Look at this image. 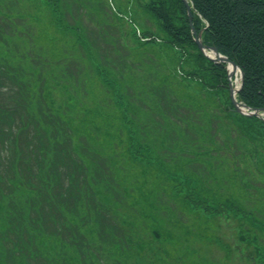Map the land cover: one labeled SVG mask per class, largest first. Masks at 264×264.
<instances>
[{
	"label": "rangeland",
	"instance_id": "obj_1",
	"mask_svg": "<svg viewBox=\"0 0 264 264\" xmlns=\"http://www.w3.org/2000/svg\"><path fill=\"white\" fill-rule=\"evenodd\" d=\"M53 1L46 6L55 9L57 3L63 21L70 25L61 35L78 43L88 40V46L82 48L58 41L67 57L61 59L58 68L63 80L60 91L59 80L50 82L47 89V82L37 75L41 73L37 67L43 63L34 56H45L51 50L48 42L31 45L42 25L22 20V13L25 10L24 13L34 14L33 2L0 0V54L10 61L23 59L37 75L34 93L27 90V83L21 85L18 80L27 70L14 68L0 73V264H31L24 250L29 247L28 238L34 233L55 235L60 229L63 236L79 229L85 240H91L87 251L92 264H119L115 258L122 264H264V226L256 225H264V129L253 119L240 123L235 114L227 116L205 87L195 84V76L185 74L187 78H181L184 70L192 73L197 68L187 55L180 74H169L177 76L163 95L160 88L159 93H149L150 81L155 82L154 68L158 70V65H153L156 50L137 46L134 58L138 66L124 70L122 64L131 60L132 49L126 41H131L125 34L130 29L126 19L135 22L138 36L144 37L145 30L157 33L156 23L135 3L127 11L122 0H73L75 5L70 0ZM36 11L44 13L49 9L42 6ZM107 20L118 21L119 32L125 34L123 45L117 44L116 38L113 43L114 50L120 51L115 54V61L110 55L111 47L103 41ZM83 56L84 65L80 62ZM148 59L153 67L145 72L149 70L145 63ZM48 62L57 71L59 60L50 57ZM3 66L8 63L0 57V72ZM160 67L164 70L163 64ZM105 71L119 80L113 85L117 90L112 96L104 87L106 83L95 76L96 72ZM163 74L168 75L166 71ZM54 77L49 75L48 79ZM239 80L240 75H233L234 87L239 86ZM225 92L220 99L229 107V91ZM217 93L218 87L213 95ZM117 101L126 105L122 110L126 124L122 118L117 119L119 112L113 106ZM24 108L32 112V130L36 138L40 137L38 150L31 156L33 164L26 149L19 148L12 135ZM60 110L65 116L69 113L65 123ZM66 125L71 134L65 131ZM129 133L133 134L131 138ZM146 145L154 150L150 157L141 155ZM154 157L162 159L164 167H182V173L193 175L205 192L215 190L221 199L234 198L252 217L243 220L222 208L217 210L215 219L209 220L201 207L187 206L188 200L174 198L173 192H180L179 185L164 182L157 175V168L154 167L153 175L147 174V168L143 170L146 160ZM25 159L26 163L17 165ZM82 168L88 186L83 185ZM64 180L74 182L64 190L65 197ZM49 184L53 185L49 195L59 204H66L59 209L60 217L50 211L43 216L38 214V219L30 214L29 198L38 199L30 189L45 191ZM87 193L99 206L86 199ZM76 213L79 217L74 222ZM152 232H158L160 239L155 240ZM57 239L58 244L53 245L51 239L44 238L48 248L42 251L51 250V259L38 251L37 264H63L64 260L81 264L79 248L67 242L69 248L61 247Z\"/></svg>",
	"mask_w": 264,
	"mask_h": 264
},
{
	"label": "trees",
	"instance_id": "obj_2",
	"mask_svg": "<svg viewBox=\"0 0 264 264\" xmlns=\"http://www.w3.org/2000/svg\"><path fill=\"white\" fill-rule=\"evenodd\" d=\"M33 2L32 5H34V14L32 12H25L22 13V20L25 18L28 22L34 23H40L42 25V29L37 32V35L34 39V42H32V46H35L37 44H41L42 42L47 43L48 47H50V53L49 51H46L45 56L36 54L34 56L35 58H38L41 60L43 65L38 68V72L41 71V73H37V75H40L43 77L42 81L47 82L46 86L47 89L50 88V82L55 81L56 79L59 80L58 84V91L61 90L60 84L63 81L61 78L62 72H60L59 65L62 64V58L65 59L66 53L62 52L60 49L61 47L58 44V41L64 40L65 44L71 47L79 46L82 48V46L87 45L88 46V40L83 39L80 40L78 43L77 41L69 38L68 39L63 37L61 35V31L63 29H66L70 27V25H66V23L62 19V13L60 10H58L57 3L55 5V9H51L50 7L46 6L52 3H55L53 0H30ZM59 3L63 2V0H57ZM56 1V2H57ZM72 1L74 5L76 4L75 1ZM139 1H143V4L139 3ZM121 2V0H120ZM190 5L193 7V25L195 29L197 30V33L202 34V40L203 43L206 45H210L213 47H216L217 50L220 51L221 54L228 57L232 61H235L238 66H240L242 72H244V80L243 85L238 93V99L239 101H242L246 105H248L251 108H263L264 107V0H189ZM144 10L145 13L149 15V17L154 21L155 28L157 33L146 32L145 29L140 28L141 30H145L143 32L144 37L138 36L134 32V24L135 22L129 17L126 19V21L129 22L130 29L127 30L129 33H125L130 39H126L128 43L131 44L132 49L129 51L130 59L126 60L122 64L124 66V70L126 68H134L137 67L136 59L134 58V52L136 51V47L138 48H147L156 50V53H154V59L153 65H158V70L154 68V76H155V82L150 81V92L154 93L156 90V93L158 92V88L161 89L160 93L163 95L164 90L166 91L169 88V82L172 80V78L176 77L177 74H171L172 71L175 72H181L183 69V62L185 61V55L188 56V58L193 59L195 63H197V68L192 73H188L184 70L183 73L180 74L181 78H187L186 76H195L194 82L196 85H200L205 87L207 94L211 96L217 106L223 108L225 110V113L227 116H230L231 114H235L236 118L239 120L240 123H245L242 120H252L259 124V126L264 129V120L257 117H246L243 115L238 114L233 106L225 107L223 100L220 99V96H223L226 94L225 91H229V84L227 79V70H226V64L224 63H214L212 62L205 54L202 53L198 49V46L195 43V40H193V34L190 29V23L189 18L187 16V8L185 7L182 0H122V5L126 7L127 11L129 10V5L133 4ZM0 5V11H1ZM46 7L49 9V11H45L44 13H40L36 11V7ZM127 11L125 13H127ZM41 14L46 18L41 17ZM126 15H124L125 17ZM7 18H11L8 16ZM125 20V19H124ZM107 24L105 23L106 35L103 36V41L111 47L110 55L112 60H114L115 54H120V51L114 50L116 45H114V41L116 38L117 44H122L124 41L125 34L119 32L120 27L118 24V21H112L107 20ZM132 25H131V24ZM122 27V26H121ZM116 29V30H115ZM148 31V30H147ZM134 32V34H133ZM114 33L116 37H114ZM109 34V35H108ZM124 35V36H122ZM141 38H143L144 42H141ZM56 40V41H54ZM140 42L141 44H139ZM150 44H155V47L149 48L148 46ZM114 50V51H113ZM147 50V51H148ZM94 56L96 54L90 50ZM3 56V55H2ZM0 54V57L3 58L8 63V66H3V70H1V74H3L4 70L6 73L10 72L11 69L19 68L27 70V73L24 76H19L18 80L23 85V83H27V90H30L31 92L36 93L35 86H37V75L35 69H29L26 67V61H24L21 58H18L17 60L10 61V58L2 57ZM52 57L55 61H58V64L55 65L57 71L52 69L51 62H48V60ZM97 57V60H99V57ZM127 57V59H129ZM85 56L81 57L80 62L82 65H84ZM135 59V60H133ZM119 60L123 61V57H119ZM174 60V62H173ZM115 61V60H114ZM136 62V64H134ZM151 60H145V63L147 64L149 70H144L145 72L152 71L153 65H151ZM150 63V64H149ZM164 65V70L161 69V65ZM7 65V64H6ZM177 66V67H175ZM97 67V66H96ZM99 68V67H97ZM116 71V70H115ZM163 71H166L168 75L163 74ZM102 72V71H100ZM117 72V71H116ZM186 74V76H185ZM49 75H54V77L51 81L48 79ZM96 78H98L104 85L106 83L107 86H109V89L107 86H104L105 89H107L112 96V93L116 92V84H118L119 80L116 75L114 76L110 72H104V74L96 72ZM176 82V79H175ZM16 87V86H15ZM119 88L123 89V85L119 84ZM219 88V93H217L216 96H214L215 88ZM17 90V88L15 89ZM55 92L56 89H54ZM159 93V92H158ZM111 99V98H110ZM231 103V102H230ZM49 106H52L49 104ZM113 107L115 108L119 114H118V121L122 118V121L126 124L128 123L127 120H125V114H123V111L125 109L124 104H121L117 101L113 103ZM13 110V109H12ZM122 112H121V111ZM150 110L153 112L155 111L154 107H152ZM22 111V117H19L18 122H16L14 128H12V135L15 140V142H19L18 146L19 148L23 149V151L26 149L28 152V159L31 161V164L34 163L31 157L38 149L36 148V143L39 142L38 139L35 137V131L32 130L33 127H35V121L34 116L32 115V112L26 108ZM87 112V111H86ZM88 113V112H87ZM86 113V114H87ZM60 114L64 117L63 122H67L65 118L69 116V113H61ZM92 122V121H91ZM93 123V122H92ZM94 127L95 126V123ZM104 127V126H103ZM102 128V127H101ZM107 132L108 130L105 129ZM5 131L9 132V129H5ZM69 134L70 131H68L67 125L66 129ZM38 135V134H37ZM132 133H129L130 138L132 137ZM11 145V143H9ZM8 145L10 149L11 146ZM134 144L137 146V144L134 142ZM127 145H130V140L127 139ZM150 145H146V149H143L141 151V155H145L147 157H150V155L154 154V150L150 149ZM135 148V147H134ZM88 149H91L88 148ZM13 150V149H12ZM136 150V148L134 149ZM137 152V150H136ZM46 151L43 152L42 156L45 155ZM11 155V152H9ZM10 157V156H9ZM7 157V158H9ZM12 158V157H10ZM26 160V159H25ZM148 173L150 175L154 174V171L156 173L157 168L160 172H158V176L161 177L164 182L171 183L176 185H179L180 192H173L174 198H179L183 202L186 201V205L190 206H197L201 207L204 210V215L209 219H215L217 210L224 208L225 212L227 213H235L239 216V218H243V220H249L252 216L251 214L241 206V204L234 200V198L231 197H224L219 198L217 194L215 193V190L210 192H205L206 190L201 186L200 183L197 182L195 177L193 175H185L182 173V167H176L172 168L169 166H165L162 163V159H159L157 157H154L152 160H146ZM22 160L18 162L17 165L21 166L23 163ZM164 167V168H163ZM42 165L39 163L38 169H41ZM150 168V170L148 169ZM83 169V168H82ZM168 171L169 173L165 172ZM177 171V172H176ZM165 172V173H164ZM82 180H84L83 185L88 186V181L86 180V175L84 173L83 169V175ZM63 185V192L68 187L70 183H74L70 180H64ZM31 191H34L36 193V196L38 199L31 197L28 201H30L32 205V209L30 211V214L35 216L39 219V215H44L46 212H56L57 216H61L60 213L62 206H65L66 203L59 204L54 198H52L48 192L53 190V185L51 184L46 186L45 191H41L40 188H31ZM93 189L90 188L89 191H92ZM66 196L64 192V197ZM29 197V195H28ZM86 199H89L91 202H94L95 204H98L97 200H94V197L91 198L90 194H86ZM208 203H212V205H207ZM78 209V206L77 208ZM39 214V215H38ZM105 215V214H104ZM234 215V214H233ZM79 215L76 213L74 216L75 219L72 221H76L78 219ZM125 225V224H124ZM257 227L264 226L262 223L257 222ZM61 229L59 233H55V235L50 234H40V233H34L32 236H30L29 239V247H26L24 250H26L27 258L31 261V264H37L36 257H38V253L41 252L43 255L49 256L51 259V256L49 255L51 253V250H45L42 251V248L47 249V243L44 241V238L51 239L53 245L58 244V239L61 241V247H68L65 245L66 242L69 245H75L79 248V251L81 253L80 259L81 264H92V262H89L88 259V251L91 247V240L86 239L84 236V233L77 229L75 234H70L63 236L61 235ZM153 238L155 240L160 239V234L158 232H152ZM205 237V235H204ZM170 240L171 237H169ZM216 243L219 244L220 240L219 238H216ZM256 243V242H254ZM8 245V243H7ZM220 245V244H219ZM9 246V245H8ZM12 249L10 248L9 253H12ZM39 251V252H38ZM264 252V251H263ZM115 261L119 264H122L121 260L115 258ZM63 264H72L71 262L65 261ZM102 264H108V261H105Z\"/></svg>",
	"mask_w": 264,
	"mask_h": 264
},
{
	"label": "water",
	"instance_id": "obj_3",
	"mask_svg": "<svg viewBox=\"0 0 264 264\" xmlns=\"http://www.w3.org/2000/svg\"><path fill=\"white\" fill-rule=\"evenodd\" d=\"M185 7H187V13H188V18L191 24V29L193 30V33L196 35V29H194V26L192 25V7H190L188 0H183ZM195 40L196 43L198 44L199 48L201 51L206 52V50H209L212 54V56L208 55L209 58L213 61V62H225L228 63L229 65L232 66L231 71H229V75L228 78L229 80H231V77L234 74H237L238 72L241 73V82L243 81V77H244V73L241 71L240 67H238V65L234 62L231 61L228 57L226 58L225 56L221 55L219 50H217L216 47H212V46H207L204 45L202 40H201V35H196L195 36ZM230 84V95H231V100L233 103V106L236 107V110L239 113H243L244 115H248L250 117L252 116H257L260 117V115H262L264 113V107L263 108H256V109H251L248 105L242 103V102H238L237 98H236V94L238 93L239 89H236L233 84L231 83V81L229 82Z\"/></svg>",
	"mask_w": 264,
	"mask_h": 264
},
{
	"label": "bare ground",
	"instance_id": "obj_4",
	"mask_svg": "<svg viewBox=\"0 0 264 264\" xmlns=\"http://www.w3.org/2000/svg\"><path fill=\"white\" fill-rule=\"evenodd\" d=\"M231 69H232V66H229V67H228V70L231 71Z\"/></svg>",
	"mask_w": 264,
	"mask_h": 264
}]
</instances>
